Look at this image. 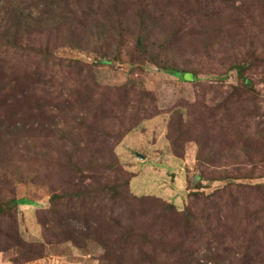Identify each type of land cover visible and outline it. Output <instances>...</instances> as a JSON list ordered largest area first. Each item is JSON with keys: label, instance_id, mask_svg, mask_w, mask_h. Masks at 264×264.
I'll use <instances>...</instances> for the list:
<instances>
[{"label": "rangeland", "instance_id": "rangeland-1", "mask_svg": "<svg viewBox=\"0 0 264 264\" xmlns=\"http://www.w3.org/2000/svg\"><path fill=\"white\" fill-rule=\"evenodd\" d=\"M71 1L80 8L86 4L92 6L96 24L93 31L101 32V39L86 43L82 49L63 47L57 55L66 59L67 66L80 60L89 67L97 87L87 84L86 79L92 76L89 71L81 79L79 71L70 75L65 68L60 82L70 91L69 98L76 102L71 115L60 120L54 114L57 109L31 115L29 101L22 100L15 102L12 106L17 107L8 110L0 120L6 128L17 124L24 144L30 147L29 155L9 150L0 153V179L8 173L9 183V188L0 185L4 194L9 195L7 198L25 196L35 202L34 207L21 206L14 214L20 236L26 243L43 242L36 210H48L49 188L71 179L67 178V164L59 168L48 155V150L64 141H53V136H70L66 140L71 143L62 154V157L70 154L69 161L72 157L79 162L106 157L108 136L115 126L119 127L121 117L129 119L136 108L139 114L154 111L158 115L143 121L116 145L114 153L123 171L134 175L132 192L137 196L160 198L175 204L177 211L183 214L189 202L187 176L197 170L199 153L204 161L216 155V166L207 167L223 175L239 176V169L244 175L250 174L249 156L259 169L260 162L264 166V0H123V3L108 5L110 12L101 0ZM93 2L97 3L93 5ZM144 23L151 26L148 27L151 35L146 56L138 49V38L147 30ZM103 58L111 64H104ZM152 60L162 67L184 70L188 78L192 72L195 79L183 81L175 73L155 66ZM240 65L246 67L244 77L248 85L238 78ZM119 88H126L128 93L115 92ZM83 89L93 90V97L92 93L84 94ZM62 94L68 97L64 91ZM119 105L128 110L118 114L115 120L108 119L110 108ZM180 114L187 132L184 161L174 157L167 139L169 124L177 123ZM73 116L77 117L74 121ZM22 122H27L28 128L21 126ZM260 171L264 173V167ZM13 174L23 178L18 180ZM93 175L102 178L97 171L90 172V177ZM24 181L26 184L20 183ZM260 182L264 184V179ZM87 184L98 188L97 183L88 179ZM215 188L205 194H211ZM200 208L192 211L199 213L197 222L204 228L205 218ZM124 209L116 207L113 212L123 225L133 222L141 213L137 212L133 218L128 212H120ZM143 214L148 219L152 217L149 212ZM242 215L246 213L243 211ZM14 219L1 218L0 229L14 228ZM246 219L240 221L241 225ZM136 228L144 226L136 224ZM162 231L173 234L167 224ZM69 246L58 250L50 248L45 258L29 264H100L104 251L93 241L88 242L85 253ZM11 255L8 258L0 253V264H13L9 259L16 254L11 252ZM14 258H18L14 264H25V259L17 255Z\"/></svg>", "mask_w": 264, "mask_h": 264}, {"label": "trees", "instance_id": "trees-1", "mask_svg": "<svg viewBox=\"0 0 264 264\" xmlns=\"http://www.w3.org/2000/svg\"><path fill=\"white\" fill-rule=\"evenodd\" d=\"M121 1L123 3V0H101V3L110 12L108 5L113 6ZM92 17L91 5L86 4L80 8L71 0H0V120L8 110L17 107L12 106L15 102L22 100L29 101L31 115L47 109H57L54 114L60 120L71 115L76 102L69 98L70 91L60 82L65 68L69 69L70 75L79 71L81 79L89 71L92 76L86 79L87 84L97 87L89 67L81 64L80 60L70 62L72 66H67L66 59L57 55V51L63 47L82 49L86 43L101 39V32L93 31L96 24ZM145 26V34L138 38V49L146 56L149 54L146 47L151 35L148 27L151 26L144 23ZM89 27L92 30H88ZM152 61L155 66H159L156 60ZM102 62L111 64L104 62V58ZM159 68L175 73L183 81L195 77L192 72L188 78V72L184 70ZM237 69L238 78L244 85H248L244 77L246 67L240 65ZM63 91L68 97L63 96ZM83 91L88 96L93 92L86 89ZM115 92L127 94L128 90L119 88ZM127 110L123 105L112 107L108 119L115 120L118 114ZM157 115L154 111L139 114L136 108V113L129 119L121 117L119 127L115 126L106 140L109 148L106 157H94L86 162H79L73 157L69 161L70 154L62 157L65 148L71 143L66 140L70 136H53V141H64L58 147L48 150V155H51L59 168L67 164V178L71 179L49 188L51 195L48 210H36L43 242L37 243L39 245L26 243L14 219V214L21 206L34 207L35 202L25 196L7 198L9 195L4 194V188L0 186V219L9 217L15 222L14 228L0 229V253L10 258L13 252L25 259V264H29L45 258L50 248L58 250L67 244L85 253L88 242L93 241L104 251L100 264H264V184L260 182L264 179V173L260 171L264 166L260 162L259 169L251 156L247 160L251 173L244 175L239 169L240 175L235 176L209 171L207 165L215 167L217 156L211 155L204 161L199 153L196 158L197 170L187 176L189 202L183 214L177 211L175 204L152 195L137 196L132 192L134 175L123 171L115 160L114 148L143 121ZM99 116H102L101 112ZM76 119V116L71 118L72 121ZM16 125L6 128L0 124V153L9 150L23 151L29 155L30 147L24 144L21 129ZM20 125L25 128L29 126L27 122ZM186 135V123L180 114L177 123L169 124L167 139L174 157L182 161L186 160ZM73 146L72 143L71 148ZM96 171L102 178H96V174L90 177V172ZM6 174L0 179V185L9 188ZM14 178L21 180L23 176ZM37 179L32 178L34 181ZM87 179L97 183L98 188L88 185ZM20 183L26 184L25 181ZM214 188V192L205 194V191ZM116 207L125 208L120 212H128L133 218L137 212L141 213L133 222L123 225L113 214ZM196 208L203 210L205 229L197 222L199 213L196 215L192 211ZM243 211L247 216L242 215ZM143 212L151 213L152 217L148 219ZM245 218V224L241 225L240 221ZM136 224L144 228L137 229ZM166 224L173 230L172 235L162 231ZM150 256L154 258L152 261L148 259ZM14 257L11 258L13 260L9 259L13 264L18 259Z\"/></svg>", "mask_w": 264, "mask_h": 264}]
</instances>
